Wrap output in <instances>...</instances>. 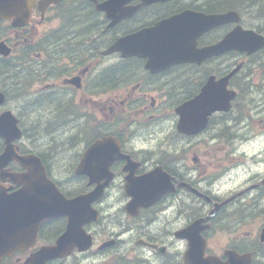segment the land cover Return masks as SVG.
Returning <instances> with one entry per match:
<instances>
[{
	"label": "flooded vegetation",
	"instance_id": "1",
	"mask_svg": "<svg viewBox=\"0 0 264 264\" xmlns=\"http://www.w3.org/2000/svg\"><path fill=\"white\" fill-rule=\"evenodd\" d=\"M107 1L56 0L43 6L37 0L26 18L0 16L6 49L0 52V115L12 114L21 131L15 150L26 154L43 147L38 156L46 173L68 198L103 184L92 201L99 219L83 224L86 233L96 237L98 230L103 236L93 249L109 241L98 249L97 264H264V0H163L113 25ZM114 2L118 15L140 0ZM186 9L237 14L220 24L206 19L195 39L198 50L233 35L235 28L238 38L253 31L263 46L251 53L215 52L156 71L145 57L106 53L117 37ZM227 75L228 110L211 113L198 133H180L176 108L209 77ZM70 121L73 133L64 129L52 146L36 145L43 125ZM31 122L38 124L36 133L27 131ZM96 141L98 153L82 161ZM55 146L68 152L65 161L47 153ZM4 147L0 137V152ZM79 166L82 174L76 173ZM21 170L13 160L0 172ZM88 173L102 175L91 181ZM5 186L7 193L17 188ZM135 196L145 197L134 200L141 206L128 208ZM65 229L64 217L42 223L29 247L2 256L0 264H25ZM25 236L20 234L22 247ZM81 254L90 253L74 250L46 264H76L72 257Z\"/></svg>",
	"mask_w": 264,
	"mask_h": 264
},
{
	"label": "water",
	"instance_id": "2",
	"mask_svg": "<svg viewBox=\"0 0 264 264\" xmlns=\"http://www.w3.org/2000/svg\"><path fill=\"white\" fill-rule=\"evenodd\" d=\"M232 13L234 12L217 15V22H224ZM204 17L205 16L200 13L191 11L182 12L171 18L160 20L149 29L119 38L112 46V49H121L124 55L146 56L148 57L149 64L163 63L161 65L162 67L177 62L195 61L196 50L193 40L199 29L205 24L206 19H204ZM257 42L258 43L255 45H243L235 38L232 40V34H229L220 41L217 46L220 48L227 44L229 47L238 50L246 49L247 51H252L260 47L261 41ZM215 47L216 46H214V48ZM212 91L216 93H210L205 99L206 106H213L212 108L205 111L199 110V103L193 100L176 109V112L180 114L178 122V129L180 131L194 133L204 126L206 116L211 110L226 109L228 107L226 105L227 102H225L226 96L219 93L221 90L214 89ZM10 125H12L10 122H0L1 134L5 135ZM11 131L13 132V129H11ZM16 135L17 133L15 132V136ZM8 138L7 135V143ZM7 146V150L12 154V157L27 168L26 173L11 175L15 177V182L17 184H22L21 190L8 197L11 202L24 209L13 214V218L17 219V222L22 223L35 219L45 220L51 216L64 215L67 217L68 227L70 232H72L71 228L72 230L76 229L84 220H94L96 218V211L92 209L91 202L101 195L103 184H98L97 187L86 195H78L71 199H65L53 188V185L50 184L51 182L49 183V181L45 179L43 168L37 157L32 155L17 156L13 152L12 146L10 144ZM96 147L98 148V146ZM9 152L6 151L0 159L4 160L5 157H8L10 154ZM91 154L96 153L93 151ZM88 175L91 177V181H95L98 180V177L102 174L94 175L93 173H88ZM21 198L24 202L22 201V203H19L18 199ZM8 207L12 206L8 204ZM5 209L6 206L4 202L2 203L0 211L1 222H3V220L5 222L7 219ZM70 243H74L80 250H85L90 246L91 238H88V236L72 237L69 232L66 231L60 236L56 246L41 249L37 254L32 256L30 262L33 264H44L49 258L62 256L68 252V244Z\"/></svg>",
	"mask_w": 264,
	"mask_h": 264
},
{
	"label": "rangeland",
	"instance_id": "3",
	"mask_svg": "<svg viewBox=\"0 0 264 264\" xmlns=\"http://www.w3.org/2000/svg\"><path fill=\"white\" fill-rule=\"evenodd\" d=\"M184 94V93H183ZM55 127V132H52V131H48L46 129V127H42V134L39 136V139L36 141V145L39 146L41 145V142L44 141V144H49L50 146L53 145L54 141H58L59 139H63V136H62V133L64 131V129H67L68 132L67 134L69 133H73L74 130H72L73 128V123H71V121L69 122V124L63 126V127H57V126H54ZM44 129V130H43ZM48 138H51L53 141L51 142H48ZM258 143H255V145H257ZM207 143L202 141L201 142V146L203 147H206ZM239 145V147H241L240 144H237ZM51 150H49L47 153L50 154V157L51 158H57V160L59 162L61 161H65V157H68V152L64 151L62 152L61 150H59V146H55L53 148L49 147ZM250 148H254V145H251ZM44 148L41 147V150H43ZM67 176V175H66ZM95 234L97 235V239L98 241L103 238V236L101 235V233L97 230L95 232ZM92 253V252H90ZM92 257H90L88 260H85L81 255L78 257V262L76 264H87L89 262V264H95V262L97 261V257L94 255V254H91ZM70 261V260H69ZM71 262V261H70Z\"/></svg>",
	"mask_w": 264,
	"mask_h": 264
},
{
	"label": "bare ground",
	"instance_id": "4",
	"mask_svg": "<svg viewBox=\"0 0 264 264\" xmlns=\"http://www.w3.org/2000/svg\"><path fill=\"white\" fill-rule=\"evenodd\" d=\"M46 128L52 131L54 126L46 125ZM37 130H38V124L33 123V122L27 124L28 133H36ZM48 149L51 150L49 147H48Z\"/></svg>",
	"mask_w": 264,
	"mask_h": 264
}]
</instances>
